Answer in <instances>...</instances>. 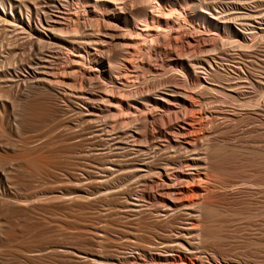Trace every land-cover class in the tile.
<instances>
[{
  "label": "bare ground",
  "instance_id": "6f19581e",
  "mask_svg": "<svg viewBox=\"0 0 264 264\" xmlns=\"http://www.w3.org/2000/svg\"><path fill=\"white\" fill-rule=\"evenodd\" d=\"M7 1L9 3L10 0ZM243 1L245 2V0ZM5 2L6 0H0L2 8L0 27L6 26L8 29H12L10 32L12 36L8 38L9 40L7 39L9 44L8 42L4 43L8 51L0 60V64L6 63V67L0 66V89L6 87L3 92L7 93L8 88L11 95H5L10 98H8L9 103L1 104L0 131L11 133L20 128L22 132H20L19 142L23 146L22 149L19 148L21 161L31 165L35 172L40 171L48 163L44 158L34 156L35 150L31 151L30 148H26L27 145L35 141L33 136V138L31 135L29 136V131L49 119L51 120L60 112L72 111L80 121L93 124V128H95L94 124L98 126L96 122L104 116L122 114L119 121H116L120 123H118L119 126L122 124L121 131H116L113 138H109V134L105 135L108 137L109 144L104 142L106 144L103 146L108 145L107 148L104 146V149H109L110 145V148L116 151L107 158V161H104L102 167H99L103 172V175L99 173L103 176H100L103 179H101V183L99 181V189L104 194L113 192L114 195L123 196L122 198L129 207L127 208L129 215L139 216L142 213L143 202H151L154 208L148 209L147 213L150 215L157 218H168L182 212L181 214H184L190 222V226L177 228L168 240L160 242L163 249L156 245L155 250L159 249V253L138 249L131 250V252L123 251L121 256L116 257L103 256L102 253V256H95L81 249L72 250V248L63 251L66 253L65 255L82 259L89 264H198L200 257H198L200 252L198 244L204 236V230L201 231L199 228L200 218L207 217L212 212V208L209 206L211 201L208 205V197L205 198L207 201L204 200V195L208 194L207 186L210 187L211 184L206 181L208 175H205V172H200V169L208 167L209 159L221 149L218 150L217 147H212L209 143H207L208 145L204 144L210 139L209 136L204 134L208 140L206 139L205 142L204 139L202 144L200 140L205 136L203 135L204 137L199 140L198 134H195L196 130L198 132L204 124L203 121L209 118L207 121L212 123L214 120L211 110L208 111L201 102L197 101L196 97L201 89L208 93H219L221 90L215 82H208L209 77L215 76L218 71L215 70V65L211 60L214 58H206L202 62L197 60L198 62L181 63V58L175 59V54L170 52L171 55H167L169 53H166V46L180 43L181 46L190 45L191 48L195 45L200 48L207 46L214 48L217 42L213 43L211 41L213 36L210 38L208 35L215 30L222 34V41L223 37H226L224 40L235 37L239 46L242 47L249 32L247 33V28L243 26H241L243 28L235 26V22L242 18V12L245 13V10L242 11V7H239L242 11L239 13L242 15L232 14L228 13L226 9H217L214 4L201 0H157L155 5L152 0H21L18 12L11 9L8 13L5 11ZM167 3L179 8L177 12L175 8L172 13L182 14L186 22L191 24L190 28L180 30L183 24L182 19L180 20L181 17H176V15L169 18L165 7ZM105 4L110 7L109 11L100 14ZM136 6H139L137 14L134 12ZM164 14L167 16H163ZM139 17L145 24L142 23L144 25L142 27H139V23H137ZM92 18H97L98 25L95 23L96 20L92 21L94 24L91 22L93 25L89 23ZM87 24L91 26L96 24V27L100 29L96 28L97 30L94 31V28H91L89 31L91 26H88L86 30ZM185 24L187 25V23ZM240 24L242 25L243 22ZM186 50L185 48V52ZM137 52L140 55L138 58ZM162 52L166 53L165 56L172 58L171 60H174L172 62L175 64H182L183 73H181L186 78L184 86H182L183 84L181 87L178 84H173L167 89L158 90L153 94L141 93L137 90L139 88L133 91L125 90L121 86V80L128 84L133 83L129 79L134 75L136 78L142 79L141 82H143L147 80L144 79V76L148 73H157L164 64H171L162 57L160 62L164 63L163 65H156L159 61L154 64L155 60L152 63V58H156L158 54L161 56ZM179 52L182 54V51ZM181 54L179 53V56ZM222 56L220 57L222 58ZM199 64L204 67L208 65L212 72L205 71V74L201 76L199 73L201 69L197 71ZM75 76H78L79 79L76 77L77 79L71 78L70 80V77ZM72 82L78 84V88L74 90V86L71 91L69 88L72 87ZM123 85L125 86V84ZM88 86H92L94 89L91 90ZM223 93L225 94V92ZM227 95V98H234L232 95ZM6 99H1V102ZM258 105L255 106L258 108ZM16 108L19 110V115L17 118L12 115L14 120L11 122L9 116L11 117L12 111L14 112ZM224 119L226 120V118ZM80 121L75 120V123H81ZM65 122L67 123V121ZM134 123L140 125V129L133 127ZM206 125L205 123L203 129ZM104 128L102 127L101 130L95 128L94 131L98 133V136L104 137L103 130L105 133L110 132ZM110 134L112 136V133ZM124 135H128L131 140L127 137L129 141H124L123 139H126ZM110 141H112L111 144ZM198 141H200L199 145H205L199 151H197ZM104 149L102 148V150ZM122 151L126 152L125 156L129 155L128 158L123 160L120 157L119 159L118 156ZM184 152L187 154L183 155ZM110 153L105 155H110ZM173 155H177V157L174 158ZM190 168L195 171H184V169ZM8 173L2 172L0 180H5L11 186L18 187L20 183L23 184V175H17L19 174L17 172H15L16 175L15 173L11 175L13 174L11 172L10 176ZM113 176L116 180L113 179ZM112 179L116 182L113 181V183ZM125 183H129L131 187L137 189L134 198L132 194L126 193ZM93 194L95 193L93 192ZM82 195L80 194V196ZM80 196L77 194V198ZM185 197H191V199L185 201ZM72 198H76V195ZM17 199L11 195L10 204L14 202L15 206V202L19 203L18 201L21 200ZM84 199L89 198L84 197ZM26 201L27 198H24L20 202L26 203ZM17 208L10 213L11 209L6 212L10 216L16 217L20 211ZM9 214L7 222H4L6 224L2 222V225L0 221V239L13 241L17 238L18 233L8 222L11 221ZM92 234L98 242L104 241L102 235L105 234L100 233L99 230H92ZM124 246L123 248L127 249L128 245Z\"/></svg>",
  "mask_w": 264,
  "mask_h": 264
},
{
  "label": "rangeland",
  "instance_id": "374dc122",
  "mask_svg": "<svg viewBox=\"0 0 264 264\" xmlns=\"http://www.w3.org/2000/svg\"><path fill=\"white\" fill-rule=\"evenodd\" d=\"M20 1L10 0L9 4L6 0L4 3V7L6 5L5 11L9 13L12 9V11L18 12ZM156 1L152 0L154 5L157 4ZM201 1L210 2L217 9H226L228 13L232 14L245 10V13L244 11L242 12V18L245 16L244 19H239L240 23L243 22V24L241 25L237 20L235 26L247 28L246 32H249V36L247 34V40L243 42L244 46L242 47L239 46L235 37L229 38L230 40H224L226 37H223L222 41V34L215 30L210 32L212 34L215 31L211 36L208 33V37L211 38L213 36L211 41L213 43L214 41L215 43L217 42L214 48L212 46L200 48L196 47V45L191 48L190 45L186 47L181 46L180 43H178L179 45L172 44L171 47L166 44V53H169L167 55L175 54V59L181 58V63L191 61L202 62L206 58H214L211 60L215 65V70L218 71L215 76L209 77L211 81L208 80V82H215L221 90L219 93H208L200 88L201 91L198 92V96L196 97V99L198 98L197 101L201 102L208 111L211 110V116L214 114V120L211 123L207 121L209 118L204 119L209 123L203 121L204 124L200 127L201 131L199 128L195 134H198L199 140L205 135L209 136V140L205 136V138L200 140L201 143L203 144V140L205 139V142L208 140L204 143L205 145L209 143L212 147H217L218 150L221 149L215 153V156L209 159L208 167L200 169V172H205L204 174L208 175V178L206 176V181L211 184L208 187L209 185L206 183L208 185L206 189L208 190V194L204 195V200L208 197L207 200L209 201L206 200L208 205L211 201V205L209 206H211L212 212L207 217H201V221L199 220L201 223H199V228L201 231L204 230V236L198 244V250L200 251L198 253V257H200H197L198 264H264V0H245V2L243 0ZM118 5L120 6V3ZM10 6L12 7L10 8ZM165 7L167 8L166 13L170 16L169 18L175 17V15L176 17H181L180 20L182 19L184 25H181L182 29L179 28L180 30H186L187 27L190 28L191 24L186 22L182 14L177 15L176 13H172L176 7L170 3L165 4ZM239 7H242V11ZM109 8L105 4L100 14H104V11H109ZM138 9L139 6L134 8L136 14ZM176 9L177 12L179 8ZM0 11H2L1 6ZM242 13L239 14L242 15ZM141 19V17L137 18L139 27H142L144 24ZM92 21L98 23L97 18H92L89 23ZM92 23L94 24V22ZM96 24L95 26L87 24L86 30L88 26H91L88 29L89 31L91 28H94V31L96 28L100 29L96 27ZM185 25L186 27H184ZM1 27L0 60L8 51L4 43L8 42L7 39L12 36L10 33L12 29H8L6 26ZM4 30L7 31L3 32ZM185 48L187 49L186 52ZM179 51H182V54ZM178 52L181 54L180 56ZM166 53H160L161 56L159 54L156 55V58H152L151 61L153 63L155 60L154 64L159 61L156 65L160 66L162 64L160 59L166 58L171 64L163 63V69L161 67V70L157 71V73L153 72L149 74L147 72L146 78L144 76V79H147L146 81L143 79L144 81L141 82L142 79L136 78L133 75V78L130 77L129 79L133 83L128 84L121 80V86L125 90L132 91L139 88L137 90L144 94H146L145 92L148 94L156 93L158 90L167 89L173 84H178L181 87L186 79L182 75V64L177 65L172 62L174 60H171L172 58L170 59L169 56L168 59L165 56ZM136 54L137 58L140 57L139 52ZM1 64L0 66L6 67V63ZM198 66L197 71L201 69L199 72L201 76L205 74V71L212 72L208 65L204 67V65L199 64ZM165 68L166 70H164ZM201 71L204 73H201ZM76 77L79 79L78 76H75L70 77V80ZM137 79L140 81L138 82ZM70 80H68L69 83H71ZM73 84L75 83L72 82V87L69 86L71 88L68 87L71 91L74 86V90L78 88V84ZM129 85L132 86H130L132 89ZM5 88L0 89L2 91L0 98H7L6 101L2 100V102L0 99V108L3 102L9 103V97L6 96H10L11 94L8 88L5 94L3 92ZM88 88L94 89L92 86H88ZM223 92L226 95H232L234 98H227ZM257 104H259L258 108L255 106ZM65 112L58 113L51 120L49 119L47 122L29 131V136H33L34 138H32L35 141L27 145L26 148H30L31 151L35 150L34 156H40L41 159L44 158L48 162L37 172L33 171L31 165L21 161V150L19 148L22 149L23 146L19 142L20 132H22L20 128V131L17 129L11 133L0 131V174L2 172L8 173V170L12 168L8 173L9 175L11 172L13 173L11 175H14L15 172L19 173H15V175H23V182L21 181L23 184L21 185L20 183L18 187L9 185L5 180H0L1 223L7 222L8 214L16 207H18V211L20 210L16 217L9 214L11 221L9 220L8 222L9 224L11 223L18 236L13 241L0 239V264H89L82 259H76V257L69 256L68 254L69 257L65 255L66 253L63 251L67 249L71 250L72 248V250L81 249L95 256H100L102 253L103 256L116 257L121 256L123 251L131 252V250L136 251L138 249H146L150 253H159V249L155 250L156 245H159L163 249L164 247H161L162 244L160 242L168 240L174 230H177L179 227L190 226V222L186 216L181 214V212L173 217L157 218L147 213L148 209H152V203L143 202L142 213L135 217L129 215L130 213L127 210L129 207L124 198H122L123 196H119L116 193L114 195L113 192L104 194L99 189V181L101 183V179H103L101 178L103 177L101 176L103 172L99 167H102L105 163L104 161H107V158L116 151H113L109 145V149L107 150L111 153L110 155L108 154L109 156L105 155L109 152L104 149L105 145L103 146V144H109L108 137L113 138V134L115 136L116 131H121L122 124L119 126V122L117 123L116 121H119L122 114L118 115L119 117L115 114V116H104L96 122L98 126L94 124V127L99 130L105 127V130L110 131L105 133L103 130V137L101 135L98 136V133L94 131L93 124L90 125L88 122L80 121L72 111L67 110V113ZM18 113L19 110L17 108L14 112L12 111L11 117L9 116L11 122L14 120V117H18ZM63 113L65 114L63 115ZM196 115L198 114L196 113ZM124 116L126 117V115ZM75 120L81 123H75ZM205 123L208 126L206 125L203 129ZM135 125L134 123L133 127L140 129V125ZM91 127L94 129V132ZM110 133H112V136ZM107 134H109L108 137L105 136ZM199 135L202 137L200 138ZM127 137L131 140L128 135H124L126 139L123 140L129 141ZM101 138L103 140H100ZM200 141L197 143V151L205 146L199 145ZM105 147L107 148L108 145ZM125 154L126 152L123 153L122 151V156H118L119 159L120 157L123 160L124 158H128L129 155L125 156ZM186 154L184 152L183 155ZM176 157L177 155L174 156V158ZM15 167L17 169H13ZM184 171L192 172L195 170L190 168L184 169ZM113 177L116 180L115 176ZM113 179L112 182L114 181ZM125 186L126 193L132 194L134 198L137 189L131 187L129 183H125ZM71 194L73 196L76 195V198H72ZM77 194L79 196L83 194L85 198L89 199H84V197L80 199L83 195L77 198ZM11 195L15 199L20 198L24 200V198H27V201L26 203L20 202L21 200L18 201L21 204L15 202V206L14 202H12L11 204L14 208L10 204L11 201H9ZM16 195L18 196L17 198L15 197ZM189 198L191 199V197H185L184 200L188 201ZM6 207H9L8 210H6ZM6 211H9V213ZM92 230H99L100 233L105 234L102 235V238L106 243L104 241H101L102 244L98 242L93 236ZM123 246L129 249L127 250Z\"/></svg>",
  "mask_w": 264,
  "mask_h": 264
}]
</instances>
